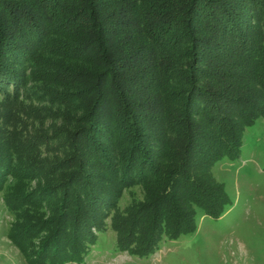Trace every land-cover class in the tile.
Returning a JSON list of instances; mask_svg holds the SVG:
<instances>
[{
  "label": "trees",
  "instance_id": "1",
  "mask_svg": "<svg viewBox=\"0 0 264 264\" xmlns=\"http://www.w3.org/2000/svg\"><path fill=\"white\" fill-rule=\"evenodd\" d=\"M261 117L264 0H0V190L33 264L80 259L108 217L147 256L220 216L212 169Z\"/></svg>",
  "mask_w": 264,
  "mask_h": 264
},
{
  "label": "rangeland",
  "instance_id": "2",
  "mask_svg": "<svg viewBox=\"0 0 264 264\" xmlns=\"http://www.w3.org/2000/svg\"><path fill=\"white\" fill-rule=\"evenodd\" d=\"M36 105L52 106L45 102ZM57 125L61 126V122ZM212 172L230 197L220 216H208L199 208L193 232L174 239L164 237L147 256L121 249L119 234L108 217L104 229L91 228L94 241L87 242L89 237L85 235L83 243L88 246L81 247L80 259L60 264H264V117L245 128L240 156L223 158ZM47 184L46 180L33 181L29 190L36 191ZM4 194L0 190V264H33L31 260L36 257L33 255L29 261L9 237L17 216L6 204ZM137 199H145L143 188L140 185L126 188L118 211ZM62 237L61 244L66 245L67 238ZM38 240L31 239L29 251L36 250L32 246H38Z\"/></svg>",
  "mask_w": 264,
  "mask_h": 264
}]
</instances>
